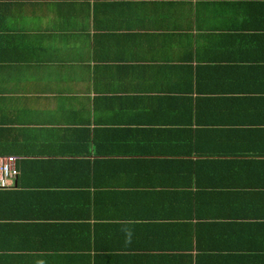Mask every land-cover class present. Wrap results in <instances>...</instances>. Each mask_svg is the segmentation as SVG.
Instances as JSON below:
<instances>
[{"label": "crops", "instance_id": "0c3cea01", "mask_svg": "<svg viewBox=\"0 0 264 264\" xmlns=\"http://www.w3.org/2000/svg\"><path fill=\"white\" fill-rule=\"evenodd\" d=\"M0 264H264V0H0Z\"/></svg>", "mask_w": 264, "mask_h": 264}, {"label": "built area", "instance_id": "2783aa9c", "mask_svg": "<svg viewBox=\"0 0 264 264\" xmlns=\"http://www.w3.org/2000/svg\"><path fill=\"white\" fill-rule=\"evenodd\" d=\"M17 156H0V188H9L16 182L19 174Z\"/></svg>", "mask_w": 264, "mask_h": 264}]
</instances>
